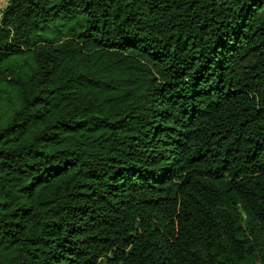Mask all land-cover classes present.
I'll use <instances>...</instances> for the list:
<instances>
[{
	"label": "trees",
	"instance_id": "obj_1",
	"mask_svg": "<svg viewBox=\"0 0 264 264\" xmlns=\"http://www.w3.org/2000/svg\"><path fill=\"white\" fill-rule=\"evenodd\" d=\"M0 264H264V0H8Z\"/></svg>",
	"mask_w": 264,
	"mask_h": 264
},
{
	"label": "built area",
	"instance_id": "obj_2",
	"mask_svg": "<svg viewBox=\"0 0 264 264\" xmlns=\"http://www.w3.org/2000/svg\"><path fill=\"white\" fill-rule=\"evenodd\" d=\"M8 0H0V17L2 14L3 9L5 8Z\"/></svg>",
	"mask_w": 264,
	"mask_h": 264
}]
</instances>
